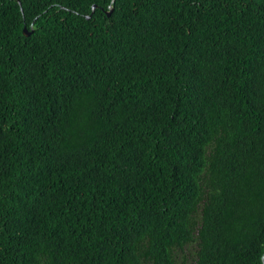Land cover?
Returning a JSON list of instances; mask_svg holds the SVG:
<instances>
[{
  "label": "trees",
  "instance_id": "16d2710c",
  "mask_svg": "<svg viewBox=\"0 0 264 264\" xmlns=\"http://www.w3.org/2000/svg\"><path fill=\"white\" fill-rule=\"evenodd\" d=\"M191 248L264 264V0H0V264Z\"/></svg>",
  "mask_w": 264,
  "mask_h": 264
},
{
  "label": "rangeland",
  "instance_id": "374dc122",
  "mask_svg": "<svg viewBox=\"0 0 264 264\" xmlns=\"http://www.w3.org/2000/svg\"><path fill=\"white\" fill-rule=\"evenodd\" d=\"M194 248H191L190 250L186 251L184 254V258L187 264H195V254H194Z\"/></svg>",
  "mask_w": 264,
  "mask_h": 264
},
{
  "label": "water",
  "instance_id": "95a60500",
  "mask_svg": "<svg viewBox=\"0 0 264 264\" xmlns=\"http://www.w3.org/2000/svg\"><path fill=\"white\" fill-rule=\"evenodd\" d=\"M24 33L26 34V35H30V33L28 32V30L25 28L24 29ZM263 262H264V256H263Z\"/></svg>",
  "mask_w": 264,
  "mask_h": 264
}]
</instances>
